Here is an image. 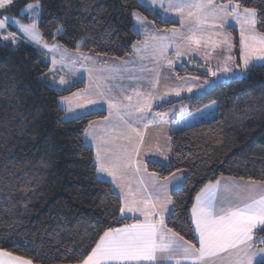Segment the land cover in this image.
<instances>
[{
    "label": "trees",
    "instance_id": "obj_1",
    "mask_svg": "<svg viewBox=\"0 0 264 264\" xmlns=\"http://www.w3.org/2000/svg\"><path fill=\"white\" fill-rule=\"evenodd\" d=\"M30 1L37 0H16L7 12L18 15ZM38 1L44 39L105 58L132 54L141 40L133 12L157 29L177 26L139 0ZM234 2L264 9V0ZM57 28L64 34L53 36ZM257 30L264 27L257 24ZM236 54L240 63L239 49ZM49 69L31 44L0 38V249L34 264H81L103 231L135 219L122 216V201L98 176L95 151L85 140V129L107 112L64 120L60 99L84 88L85 81L58 91L42 78ZM176 74L201 82L210 77L199 61L185 62ZM209 104L197 121L186 122L181 113ZM155 113L173 115L172 155L170 167L147 161V171L161 180L178 168L186 171L183 190L171 193L174 214L165 223L199 247L191 208L200 189L223 176L264 181V66L255 64L201 94L170 99Z\"/></svg>",
    "mask_w": 264,
    "mask_h": 264
},
{
    "label": "snow or ice",
    "instance_id": "obj_2",
    "mask_svg": "<svg viewBox=\"0 0 264 264\" xmlns=\"http://www.w3.org/2000/svg\"><path fill=\"white\" fill-rule=\"evenodd\" d=\"M13 3L14 0H0V9ZM140 5L150 10L159 7L165 14L175 12L180 17V24L186 25L184 32L173 29L172 37L164 38L165 41L170 39L175 43L177 58L199 53L202 47L215 50L223 46L230 50L234 45L225 28L230 26L229 20L235 21L240 26L242 64L234 67L225 64L218 67L217 71L209 68L208 72L213 77H217L218 72L235 74V69L246 74L254 62H261V66H264V32L257 31V24L264 27L262 8L242 7L234 0H140ZM40 7L37 0L36 4H29L22 10V14H30V24H20L19 21L6 17L0 20V30L4 29L5 21L10 20L25 40L41 43L42 36L37 19L34 18L39 16ZM132 15L135 29L138 33L143 31L146 37L142 47L134 44L133 48L138 53L147 50L157 62L165 59L171 65L172 61L164 55L171 44L159 41L148 31L151 22L146 16L139 12H133ZM63 34V28H57L53 36ZM9 38L15 41L14 34L9 33L3 37L5 40ZM149 40L153 43L149 44ZM43 47L49 50L60 48L58 44L49 46L47 43ZM76 51L79 52V46ZM204 55L206 58L210 57L211 51ZM79 59L83 63H95L92 57L84 53H80ZM227 59L230 60L231 57ZM52 63L55 64L56 60L53 59ZM72 63L75 64L76 60L73 59ZM87 71L91 74L93 69L88 68ZM153 71L156 75L150 82V88L155 89L160 83V75L158 68ZM129 79L138 77L129 76ZM63 85H67V88L74 86L61 77L59 85L55 86L56 90H67L59 87ZM99 87L98 84L97 88ZM117 87L119 98L106 97L104 91H98V95L107 100L109 117H114V120L105 126L102 134L85 129L84 135L96 144L97 171L111 177L119 188V199L122 200L119 211L121 214H131L129 218L135 219V222L125 224L122 228L110 227L103 231L81 264H169L171 261H175V264H182V261H190L191 264H264V247L257 246L264 245V235H261L264 233V193L257 194L258 189H264V181L238 183L234 178H221L205 184L196 194L191 208L199 247L186 240L165 223V214L168 213L169 218L174 214V208L170 210L168 207L173 204L170 192L182 191L187 182L184 170L176 169L161 182L156 173L147 172V165L140 159L141 147L145 144L144 130L149 125L167 124L166 114L156 113L149 119L146 113L151 112L152 101L156 97L151 92L142 93L138 88ZM183 90L177 87L169 91L179 96ZM106 91L111 92L112 89L107 88ZM186 91L191 92L192 88L188 87ZM160 98L163 99V96ZM89 102L96 103L95 100ZM212 106L206 105L196 112L182 108L181 113H186V122L189 119L197 121ZM77 107L83 108L84 105L78 104ZM67 111L73 113L72 119L82 118V114L75 112L70 104ZM141 123L143 130L138 126ZM92 127L90 124L89 128ZM160 155L163 160H153L151 163L170 167L166 153L161 151ZM145 176L148 177V182L145 181ZM240 179L243 181V177ZM134 183L137 185L135 188ZM137 213L143 219H139ZM0 264L33 262L0 249Z\"/></svg>",
    "mask_w": 264,
    "mask_h": 264
},
{
    "label": "rangeland",
    "instance_id": "obj_3",
    "mask_svg": "<svg viewBox=\"0 0 264 264\" xmlns=\"http://www.w3.org/2000/svg\"><path fill=\"white\" fill-rule=\"evenodd\" d=\"M15 1L16 0H14V2ZM38 2L41 6L39 8V16L34 17V14L32 15L34 18L37 19L38 29H39L42 5L40 1ZM220 2H226V0H220ZM36 3L37 1L28 2L19 10L18 15L12 12H7V8L10 7L11 5L4 9H0V20H4L6 17H8V18H13L16 21H19L20 24H30L32 22V19L30 18V14L29 13L22 14V10L26 9L27 5L36 4ZM155 10L160 12L161 17L164 21L177 23V26H173L169 29L167 28L157 29L155 25L151 22L150 27L148 29V31L152 33L154 36H156L159 41L168 42L171 44V46L164 53L167 59H170L172 61L171 65H169L167 63V60L165 59H161L159 62H157L156 59L147 50L138 53L133 48L132 54L126 57L105 58L90 53L69 50L64 46H62L56 40L48 41L44 39L42 34H41L42 42L39 44L32 41H27L24 39L22 33L18 30V28L10 20L5 21L4 29L0 30V38L3 42H12L14 44H17L18 42L23 40L31 44L39 52L41 56V60L48 62L50 64L49 71L47 72V74H45L42 77L46 84H49L50 86L56 88L55 86L59 85V80L61 79V77H63V79L68 82V84H74V85L84 80L85 81L84 88L77 90L72 94L66 95L60 99V105L65 110L63 119L67 121L72 120L71 117L73 113L67 111L68 104L72 106L75 112L81 113L82 116L91 112L106 111L108 117L107 120L106 119L97 120L91 124L93 125L92 128H88L89 131L95 130L97 134H102V130L105 128V126L109 124L110 121L114 120V117H109L107 100L102 99L98 95V91H104L106 97L116 96L117 98H119V92L117 86L129 88V89L138 88L142 93L151 92L153 96L156 97V99L152 101L151 112L146 113L147 117L151 119L156 114L155 108L161 105L162 103L169 101L170 99L201 94L203 92L212 89L220 82L230 81L241 75L238 69H235V74L218 72L217 77L211 76L210 72H208L209 68H211L213 71H217L218 67H223L225 64H227L230 67H234L237 64H242L241 49L239 43L238 45L236 44V36L233 33V30L237 31L238 42H239L240 26L235 21L229 20L230 26H226L225 28V31L231 35L232 42L234 45L230 50L223 46L217 47L215 50L202 47L199 53L186 54L177 58L175 54V43L172 42L170 39L165 41L164 38H171L173 29H176L179 32H184L186 25L182 26L180 24L179 22L180 17L175 12H169L165 14L163 12V9L159 7L155 8ZM9 33L14 34L15 41H13L11 38H9L8 40L3 39V37L8 36ZM139 34L141 36V40L138 42L141 43L138 44V42H136L135 45H137V47H142V44L146 40V37L143 31L139 32ZM44 43H47L49 46L58 44L60 48L55 50H49L43 47ZM151 43H153V41L149 40V44ZM237 49H239L240 63H238L237 61V54H236ZM209 51H211V55L210 57L206 58L204 53ZM80 53H84L92 57L95 63H93L92 61H89L87 63L81 62L79 59ZM229 56L231 57L230 60L227 59ZM61 57H63V59H61ZM53 59L56 60L55 64L52 63ZM73 59L76 60L75 64L72 63ZM189 61H199L202 64V69L207 71L210 74V77L203 82L193 77L179 78L176 74V69L182 68L184 63ZM255 64H261V62H254V65ZM251 66L253 65H250L249 68ZM88 68L93 69L91 74H89V72L87 71ZM157 68L159 70L160 83L157 88L152 89L150 88V82L153 80L154 76L156 75L153 69H157ZM129 76L138 77V79H129ZM212 81H214V83H211ZM206 82H209L210 86L209 83ZM98 84L100 85L99 89L97 88ZM59 87L67 88V85H63ZM177 87L184 89L183 91L180 92L179 96L175 95L174 92L169 91L170 89ZM188 87L192 88L191 92L186 91ZM107 88H111L112 91L107 92L106 91ZM165 93H167V95H165ZM126 94H130V93H126ZM162 96L163 99L160 98ZM65 98L67 99L65 100ZM91 100H95L96 103L95 104L90 103L89 101ZM78 104H83L84 107L79 108L77 107ZM172 116L173 115H169V114L166 115V118L168 119L167 124L149 125L148 128L144 130L145 144L141 147L140 159H142L145 164L147 161L163 160V157L160 155L161 151H164L166 153L170 161L172 155V148H171V139H169V137H170L171 129L175 125V124H170ZM138 126L143 130V123H141ZM85 140L94 149L96 155L95 142L91 141L90 138L87 139L85 138ZM184 174H186V171H184ZM105 175L106 174L99 173V176L101 177ZM221 178L228 180L229 178L232 177L223 176L220 177L219 179ZM234 180L238 183H244L249 181L245 179L241 181V179L238 178H234ZM136 186L137 185L134 183L133 187L135 188ZM260 193H264V189H258L257 194ZM4 259L7 258L5 257Z\"/></svg>",
    "mask_w": 264,
    "mask_h": 264
},
{
    "label": "crops",
    "instance_id": "obj_4",
    "mask_svg": "<svg viewBox=\"0 0 264 264\" xmlns=\"http://www.w3.org/2000/svg\"><path fill=\"white\" fill-rule=\"evenodd\" d=\"M96 164H97V168H98V163L96 162ZM97 173H98V176H99V172L97 171ZM186 175V174H185ZM101 179H104V180H107V181H109L112 185H113V187H114V189L116 190V192L118 193V195L120 196V191H119V188H117L116 187V184L112 181V178L111 177H109V176H107V175H105V176H103V177H101V176H99ZM145 181L146 182H148V177L147 176H145ZM160 181L161 182H163L164 180H161L160 179ZM134 188V187H133ZM171 193L172 192H170V195H171ZM122 201V200H121ZM169 209L171 210L172 209V204H170L169 206ZM137 215V217L139 218V219H143L142 217H140L139 216V214L137 213L136 214ZM168 213H166L165 214V222H166V218L168 217ZM122 216L123 217H127V218H129L130 216H131V214H122ZM135 222V221H134ZM134 222H132V223H134ZM131 224V223H130ZM123 226H121V227H117V228H122ZM196 233V232H195ZM196 236H197V239H198V233H196ZM264 247V245H261V246H259V247ZM169 264H175V261H171V262H169ZM182 264H191V262L190 261H182Z\"/></svg>",
    "mask_w": 264,
    "mask_h": 264
}]
</instances>
